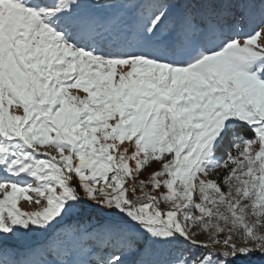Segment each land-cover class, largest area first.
<instances>
[{"label":"snow or ice","instance_id":"1","mask_svg":"<svg viewBox=\"0 0 264 264\" xmlns=\"http://www.w3.org/2000/svg\"><path fill=\"white\" fill-rule=\"evenodd\" d=\"M0 264H264V0H0Z\"/></svg>","mask_w":264,"mask_h":264},{"label":"rangeland","instance_id":"2","mask_svg":"<svg viewBox=\"0 0 264 264\" xmlns=\"http://www.w3.org/2000/svg\"><path fill=\"white\" fill-rule=\"evenodd\" d=\"M129 2L130 3H134L135 2V0H129ZM128 17H133V16H135V11H128ZM20 207L24 210V211H27V212H31V211H33V210H35V206H33V205H29V203L28 202H26V201H22L21 202V204H20Z\"/></svg>","mask_w":264,"mask_h":264}]
</instances>
